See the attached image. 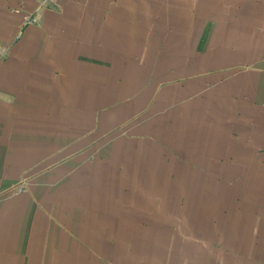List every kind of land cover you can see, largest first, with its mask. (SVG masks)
I'll return each instance as SVG.
<instances>
[{
  "label": "crops",
  "instance_id": "0c3cea01",
  "mask_svg": "<svg viewBox=\"0 0 264 264\" xmlns=\"http://www.w3.org/2000/svg\"><path fill=\"white\" fill-rule=\"evenodd\" d=\"M2 1L0 264H264V0Z\"/></svg>",
  "mask_w": 264,
  "mask_h": 264
},
{
  "label": "rangeland",
  "instance_id": "374dc122",
  "mask_svg": "<svg viewBox=\"0 0 264 264\" xmlns=\"http://www.w3.org/2000/svg\"><path fill=\"white\" fill-rule=\"evenodd\" d=\"M17 2L12 1L8 6H6V10L8 12H16L20 16L19 25H17L15 36H19L21 34V29L23 30L28 25H38L39 21L42 18V12L45 10H52V8H58L59 0H16ZM2 0L0 1V6L2 4ZM0 20L3 18V15L0 14ZM8 17V16H7ZM132 17V16H131ZM9 18V17H8ZM134 18V17H133ZM137 20V19H135ZM142 21V20H141ZM160 80L154 77H150L146 79V84H149L151 90L156 91L154 88H157V83Z\"/></svg>",
  "mask_w": 264,
  "mask_h": 264
}]
</instances>
